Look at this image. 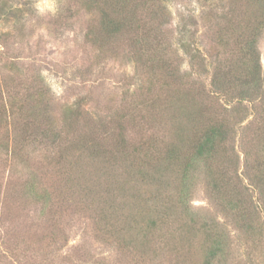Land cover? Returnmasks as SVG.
Wrapping results in <instances>:
<instances>
[{
  "label": "rangeland",
  "instance_id": "374dc122",
  "mask_svg": "<svg viewBox=\"0 0 264 264\" xmlns=\"http://www.w3.org/2000/svg\"><path fill=\"white\" fill-rule=\"evenodd\" d=\"M210 4L205 0H172L170 4L172 23L168 28L176 48L170 56L179 66L184 82L195 88L209 87L220 50L216 30L223 9ZM94 20L73 0H0V107L7 93L24 98L41 89L50 101L54 119L61 121L69 108L76 109L75 119L69 118L57 129L109 134L115 131V123L126 116L121 122L131 134V141L156 137L157 146L163 148L164 141L175 136L169 127L171 114H165L157 128L148 126L145 130L130 115L150 119L151 101L156 102L158 110L166 106L167 91L162 89L169 82L167 73L159 68L153 71L143 63L135 64L134 54L120 45L118 37L109 38L105 47L92 44L87 33ZM185 27L188 33L183 30ZM184 35L186 42L200 45L208 62L207 71H199L200 58L192 65L191 55L179 44ZM259 50L264 70V33ZM244 109L243 105L240 116L247 118L237 127L243 143L239 140L235 148L240 154L239 174L245 167L241 148L247 140L245 127L253 119ZM6 118L0 115V147L13 131ZM30 149L33 152L28 161L32 169L58 189L54 199L57 205L53 204L49 213L32 198L20 197V191L0 195V264H203L204 235L199 232L196 237H186L180 229L186 214L175 205L172 189L162 191L164 194L158 197L162 186L154 178L137 177L130 161L105 168L84 157L76 162V170H70L59 164L57 149L34 145ZM3 159L6 155L1 153L0 185L12 178ZM67 177L71 186L65 185ZM206 178L200 170L187 178L188 207L197 222L214 218L231 232L235 245L227 264H264V241L238 231L234 217L220 206V197L211 192ZM14 180L15 177L12 186L16 184ZM170 195L172 202L168 201ZM159 213L172 216L168 224L161 222L163 236L159 231L157 235L161 237L153 241L163 248L166 245L165 251L159 248L154 252L150 249L153 243L145 244L137 234L131 237L124 233L131 228L138 231V226L145 227ZM110 224L122 231L117 239L104 232L110 230ZM174 229L178 231L171 234Z\"/></svg>",
  "mask_w": 264,
  "mask_h": 264
},
{
  "label": "trees",
  "instance_id": "16d2710c",
  "mask_svg": "<svg viewBox=\"0 0 264 264\" xmlns=\"http://www.w3.org/2000/svg\"><path fill=\"white\" fill-rule=\"evenodd\" d=\"M73 1L95 17L87 33L92 44L105 47L109 38L118 37L120 45L134 54L135 64L143 63L153 71L159 68L167 73L169 82H165L166 87L162 89L167 91L164 96L166 106L158 110L156 102L151 101L150 105L145 102L150 106V119L135 114L128 117L145 130L148 126L157 128L164 121L165 114L170 113L169 127L175 136L172 140H165L163 148L157 146L159 141L156 137L131 141V134L125 131L126 126L121 122L126 116L115 123V131L109 134L96 130L65 131L64 127L60 130L57 128L64 126L69 118L75 119L76 109L69 108L66 117L58 121L54 119L56 115L52 113L43 90L24 98L7 93L0 115L7 116L13 131L0 147V154L6 155L3 160L9 165L12 178L6 185H0V195L7 191L13 194L20 191V197L32 198L49 213L53 204L57 205L54 199L58 189L39 178L38 171L32 169L28 161L33 152L30 149L32 145L57 149L59 164H63L62 168L68 166L70 170H76V162L84 157L105 168L127 165L130 161L131 167L137 170V177L154 178L153 181L162 186L158 197L164 194L162 191L172 189L175 205L180 207L182 214H186L180 229L186 237H196L199 232L204 235L203 264H227L235 245L231 232L214 218L198 223L188 207L187 178L200 170L207 177L211 192L220 197V206L234 217L238 231L254 237L256 241H264V70L259 50V41L264 33V0H232L228 4L224 0H205L212 3L210 6L223 9L216 30V45L220 50L215 57L207 89L185 83L179 66L170 56L176 50L168 28L172 23V0ZM183 30L187 32V27ZM185 36L179 39L180 46L191 55L193 66L200 58L198 70L207 71L208 62L201 54L200 45L186 42ZM225 52L228 57L219 59ZM243 105L253 119L245 127L248 133L244 138L247 140L245 147L241 146L245 167L239 174L240 154L235 148L239 140L243 143L237 129L247 118V115L240 116ZM51 116L53 118L50 119ZM80 175L77 174L78 177ZM13 176L16 184L12 186ZM237 178H241L240 181ZM67 179L69 177L65 185L69 183ZM172 195L168 196L169 202ZM155 216L145 227L138 226V231L131 228L124 233L131 237L137 234L145 244L153 243L150 249L154 252L159 248L165 251L166 245L163 248L153 241L163 236L161 222L168 224L172 216L160 213ZM110 227L104 231L105 234L117 239L122 231L114 228L113 224ZM159 231L161 236L157 235ZM173 231L178 230H172L171 234ZM144 243L141 247L145 250Z\"/></svg>",
  "mask_w": 264,
  "mask_h": 264
}]
</instances>
